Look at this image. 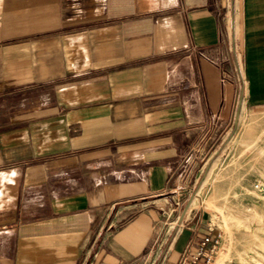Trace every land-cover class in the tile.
Here are the masks:
<instances>
[{"label":"crops","instance_id":"crops-1","mask_svg":"<svg viewBox=\"0 0 264 264\" xmlns=\"http://www.w3.org/2000/svg\"><path fill=\"white\" fill-rule=\"evenodd\" d=\"M241 102L264 0H0V264H177L203 230L162 216Z\"/></svg>","mask_w":264,"mask_h":264},{"label":"rangeland","instance_id":"rangeland-1","mask_svg":"<svg viewBox=\"0 0 264 264\" xmlns=\"http://www.w3.org/2000/svg\"><path fill=\"white\" fill-rule=\"evenodd\" d=\"M235 55L242 77L244 62L238 50ZM228 124L227 130L206 139L180 171L173 207L162 216L165 228H173L165 237L185 225V217L191 225L198 223L202 233L211 225L222 233L212 264H264V107L241 102Z\"/></svg>","mask_w":264,"mask_h":264},{"label":"built area","instance_id":"built-area-1","mask_svg":"<svg viewBox=\"0 0 264 264\" xmlns=\"http://www.w3.org/2000/svg\"><path fill=\"white\" fill-rule=\"evenodd\" d=\"M222 238V233L212 225L200 235L194 236L184 248L177 264H212V256Z\"/></svg>","mask_w":264,"mask_h":264},{"label":"water","instance_id":"water-1","mask_svg":"<svg viewBox=\"0 0 264 264\" xmlns=\"http://www.w3.org/2000/svg\"><path fill=\"white\" fill-rule=\"evenodd\" d=\"M192 198L193 196H190L189 199L187 200L185 207L183 208L182 212L180 213V216L178 217L179 221L181 220V218L183 217V215L186 213L187 209L189 208Z\"/></svg>","mask_w":264,"mask_h":264},{"label":"bare ground","instance_id":"bare-ground-1","mask_svg":"<svg viewBox=\"0 0 264 264\" xmlns=\"http://www.w3.org/2000/svg\"><path fill=\"white\" fill-rule=\"evenodd\" d=\"M238 124H239V123H238ZM241 126H242V125H241ZM243 126H244V125H243ZM237 128H238V127H237ZM242 128H243V127H242ZM238 129H239V128H238ZM238 131H239V130H238ZM231 139H232V138H231ZM232 140H233V139H232ZM241 140H242V139H241ZM241 140H240V141H241ZM233 141H234V140H233ZM253 145H254V144H253ZM192 199H193V198H192Z\"/></svg>","mask_w":264,"mask_h":264}]
</instances>
